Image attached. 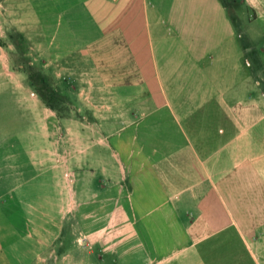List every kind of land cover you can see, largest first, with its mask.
Segmentation results:
<instances>
[{
    "label": "crops",
    "instance_id": "0c3cea01",
    "mask_svg": "<svg viewBox=\"0 0 264 264\" xmlns=\"http://www.w3.org/2000/svg\"><path fill=\"white\" fill-rule=\"evenodd\" d=\"M0 22L71 39L90 24L71 52L108 119L73 182L0 178V264H99L97 249L54 250L70 215L105 227L112 264H264V0H0Z\"/></svg>",
    "mask_w": 264,
    "mask_h": 264
},
{
    "label": "rangeland",
    "instance_id": "374dc122",
    "mask_svg": "<svg viewBox=\"0 0 264 264\" xmlns=\"http://www.w3.org/2000/svg\"><path fill=\"white\" fill-rule=\"evenodd\" d=\"M228 5L233 13L235 10L243 12V8L232 1ZM9 25L8 22H0V178L4 189H9L12 184L10 177L17 173L67 172L73 182L75 174L81 170L80 151L84 155L92 139L105 135H97L92 127H104L105 130L108 121L107 118L96 117V111L92 109L96 95L91 93L90 62L87 57L71 52L76 44H84L89 39L86 36L92 32L90 24L68 25V30L83 35L77 39L54 31L52 24L42 25L28 35ZM241 28L244 29V24ZM15 33H22L26 38L21 50L10 38ZM28 64L41 70L57 90L59 97L50 102L53 108L46 106L37 90L27 83L28 76L20 72ZM30 153L35 156L31 158ZM89 169H85V174L90 173ZM3 209L4 214L16 210L10 195L4 197ZM70 216L72 226L67 233L64 232L54 250L72 257L79 251L88 258L92 249H97L98 263L112 264L106 261L105 227L86 231L74 222L75 216ZM87 232L92 235L91 239ZM121 234L122 230L115 229L116 241L122 242ZM115 259V264H118L121 257L115 255ZM78 263L70 259L65 263L52 264Z\"/></svg>",
    "mask_w": 264,
    "mask_h": 264
},
{
    "label": "trees",
    "instance_id": "16d2710c",
    "mask_svg": "<svg viewBox=\"0 0 264 264\" xmlns=\"http://www.w3.org/2000/svg\"><path fill=\"white\" fill-rule=\"evenodd\" d=\"M11 40L15 42V45L19 50L26 44V38L22 33H15L10 36ZM0 44L1 39H0ZM20 72L28 76L27 83L37 90L40 98L46 104V106L53 108L51 100H55L59 97L57 90H55L49 82V78L46 77L41 70L37 69L33 64H28L20 70Z\"/></svg>",
    "mask_w": 264,
    "mask_h": 264
}]
</instances>
